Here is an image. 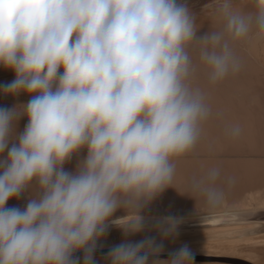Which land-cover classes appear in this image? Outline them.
<instances>
[{
	"label": "clouds",
	"instance_id": "9594fccd",
	"mask_svg": "<svg viewBox=\"0 0 264 264\" xmlns=\"http://www.w3.org/2000/svg\"><path fill=\"white\" fill-rule=\"evenodd\" d=\"M253 5L216 0L222 26L198 35L187 0H0V67L15 76L0 92L29 96L0 108V264H96L110 227L125 239L108 264H194L187 245L159 258L183 218L146 210L212 114L197 71L215 85L241 69L234 41L264 38V0ZM220 179L212 167L190 187L215 208ZM25 192L23 209L6 207ZM148 230L159 242L128 239Z\"/></svg>",
	"mask_w": 264,
	"mask_h": 264
},
{
	"label": "bare ground",
	"instance_id": "6f19581e",
	"mask_svg": "<svg viewBox=\"0 0 264 264\" xmlns=\"http://www.w3.org/2000/svg\"><path fill=\"white\" fill-rule=\"evenodd\" d=\"M250 1L233 0V3L239 9L251 11L245 7ZM193 2L187 1L190 8ZM203 14L206 23L197 20V27H204L199 30L201 34L222 26L216 15V4L210 5ZM233 48L242 65L238 73L229 75L215 85L208 82L202 67L195 74L193 84L207 93L212 114L203 124L202 136L195 148L176 158L173 188H168L147 209L151 213L178 216L184 222H192L187 226L180 225L179 229L187 227L183 236L164 240V245L173 248L168 250L176 251L184 245L198 248L201 243L207 242L216 246L225 236L220 232L224 225L264 226V38L251 33L234 41ZM0 72L5 76L12 73L3 67H0ZM232 126H239L238 136L227 134ZM74 158L72 161L77 162ZM212 167L221 169L218 184L224 193L222 202L215 208L210 207L190 187L194 177L203 176ZM228 178H231V182ZM26 193L19 199L10 200L6 207L23 209L31 194ZM218 218H221L218 223L217 220L212 222L214 224L208 223V219ZM252 219L261 222L247 223ZM153 237L159 242L160 237L156 232Z\"/></svg>",
	"mask_w": 264,
	"mask_h": 264
},
{
	"label": "rangeland",
	"instance_id": "374dc122",
	"mask_svg": "<svg viewBox=\"0 0 264 264\" xmlns=\"http://www.w3.org/2000/svg\"><path fill=\"white\" fill-rule=\"evenodd\" d=\"M193 3L194 4L191 5L192 7L191 9L194 13L197 14V20H200L202 24H205L206 16H204L203 11L208 9L210 5L216 4V0H194ZM245 7L249 10H253L254 8L253 0L246 3ZM199 28L200 31L204 29V27H199ZM199 35H203V34L199 32ZM190 53L194 58L197 57L195 49H190ZM0 75L2 76L4 75V78L0 76V85L10 83L15 78L13 72L10 75H6L7 77L5 76V74H2L1 72ZM28 100H29V96L23 93L14 97V96H6L2 92H0V108H11L15 105H20L22 103L25 104L27 103ZM26 123H27V119L21 118L20 121L18 122L17 130L22 131ZM204 139H206V137H204ZM75 165H76V161H71L68 165H66V168L68 170H73L75 168ZM115 215L121 216L124 215V213L123 211H118ZM146 215L149 217L165 216V215H161L160 213L158 214L155 212L151 213L147 210H146ZM214 220H217L218 223V221H220L221 218L208 219V223L214 224L212 223L214 222ZM255 222H261V221L258 219H252L251 221H247V223H255ZM149 223H151V221H149ZM191 223L192 222H183L181 225L187 226ZM262 227L264 226H252V224L234 225V226L224 225L223 229L220 230V232L225 234V236H222L220 238L222 240H220V242L216 246L210 245L211 243L207 242L204 244L201 243L200 246H198V248H189L194 256V264H264V249H263L264 246L262 247V244H264V236H262L264 234L263 233L264 229H262ZM186 230L187 227H185V229H179L178 236H183L182 234ZM108 234L110 236H108ZM108 234L106 236V239L100 240L98 242L97 250L94 254L96 264H108V261L106 259V254L108 253L110 248H112L115 245H118L125 239L121 230L115 227H110ZM138 235L128 237V239L133 241H139L140 239L144 238V236L146 235L147 236L155 235V231L148 230ZM251 246L254 247V249H249V247ZM259 246L262 247L263 250ZM168 249H173V248L164 245V251L159 257L160 259H169L170 253L175 252L174 250H168ZM76 255L82 257L83 254L77 253Z\"/></svg>",
	"mask_w": 264,
	"mask_h": 264
}]
</instances>
